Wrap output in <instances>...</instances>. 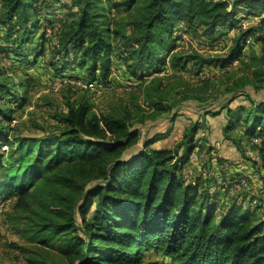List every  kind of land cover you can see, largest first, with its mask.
I'll return each mask as SVG.
<instances>
[{
  "label": "trees",
  "instance_id": "1",
  "mask_svg": "<svg viewBox=\"0 0 264 264\" xmlns=\"http://www.w3.org/2000/svg\"><path fill=\"white\" fill-rule=\"evenodd\" d=\"M53 1L66 11L59 27ZM121 8L125 15L114 16ZM185 37L231 46L220 56L185 55L178 51ZM0 39L5 56L28 72L43 63L55 80L110 88L114 65L123 63L136 92L151 75L173 73L153 78L159 86L144 96L149 109L117 103L98 114L87 99L69 102L58 131L33 138L13 136L26 98L0 70V201L16 199L6 222L61 258L30 264H149L148 253L164 264H264L263 208L247 196L222 201L238 175L227 177L233 164L216 157L215 172H204L198 123L174 150L152 149L168 133H144L148 119L172 112L169 97L205 105L218 94L224 100L206 116L224 115V138L240 150L247 140L264 167V0H0ZM188 70L192 80L182 76ZM171 79L177 84L161 85ZM198 165L192 181L185 173Z\"/></svg>",
  "mask_w": 264,
  "mask_h": 264
},
{
  "label": "rangeland",
  "instance_id": "2",
  "mask_svg": "<svg viewBox=\"0 0 264 264\" xmlns=\"http://www.w3.org/2000/svg\"><path fill=\"white\" fill-rule=\"evenodd\" d=\"M57 2V1H56ZM113 2L123 3L124 0H113ZM52 20H54V26L59 27L60 22L66 18V11L60 10V7L52 2ZM114 16H124L125 8H121L119 11L113 12ZM258 20L252 19L250 21H243L242 25L244 28L254 25ZM231 34H234L231 32ZM251 45H254L251 42ZM5 46V42L0 39V48ZM231 46L230 42L225 41L218 46L212 48L207 47V45L202 44L200 40H192L190 37H185L184 41L178 43V51H182L185 55L193 54L194 51L199 52L205 57L208 56H220L227 52V48ZM257 51L258 47H254ZM120 53V49L119 52ZM117 57L113 56V60L116 62ZM168 59V58H167ZM238 63L234 64L235 66ZM46 65L41 63L36 66L34 70L28 72L23 64L20 65L11 56L7 57L0 51V70L5 72V76L10 78L13 82L14 90L19 93V95L26 98V106L23 110H20L15 115V121L12 123L13 126V136L20 137H33V138H44L50 134L58 131V128L62 126L61 116H63L68 111V103H78L83 99H87L89 103L93 106L94 112L98 114H104L109 110L111 106L117 103L127 104L132 111L137 113L135 106L141 105L149 109L148 104L145 100V95L149 94L150 91L156 92L158 90L159 82L153 81V78H158L157 76L172 75L173 73L168 72L159 75H151L147 78V84L145 88L136 92L137 84L134 87L129 86L127 81V75L125 66L123 63L121 65H114V75L113 79L116 83L112 87L105 89L103 95L95 96L90 90L82 89L79 87H74L71 85H63L60 89L55 90L52 88L55 78L49 69L45 68ZM207 75L215 74L219 75L220 71L213 72L206 68ZM191 70L184 72L182 76L187 80H192ZM75 75L82 77L81 71L75 72ZM167 76V77H170ZM200 78H202L200 76ZM5 79V77H4ZM199 77H195L198 80ZM172 81L165 80L161 85H168L170 83L177 84L175 79ZM152 82V83H151ZM21 83L24 87H21ZM139 83V82H138ZM152 86H151V85ZM169 97L167 100L170 104H174V109L172 112H165L163 116L159 117L155 121L147 120L144 133H168L163 141L155 144L152 149H169L174 150L176 145L181 142L184 136L185 130L198 123L200 127V132L197 137V146H199V157L203 160L206 165L204 172L207 173L209 169L210 175L213 174L214 169H216L218 163H216V158H221L227 161V164H233V169H229L226 176L233 177L238 175L236 179L231 183V188L234 183L238 180L246 181V184L242 186L241 189L236 188V191L226 196L222 197V201H231L236 199L235 197L247 196L246 201L252 202L254 206L261 205L262 210L259 211L260 217L264 218V167L260 162V159L253 149V146L244 140L242 143V149L240 150L231 141L224 138V128L227 123L225 116L213 118L211 116H206V110L208 106L210 108H216L224 100V97L216 95L215 101H210L209 104H201L197 101L181 102V97ZM220 100L217 101V99ZM243 102L242 100H237L233 103L232 108H237L239 104ZM161 108V106L156 107ZM153 110V109H151ZM177 112V115H176ZM177 116L174 120L173 118ZM149 118L150 116H146ZM232 138L235 140H240V133H231ZM205 139V142L202 139ZM256 142H260L256 140ZM142 147L133 148L131 150V155L139 152ZM4 150V149H3ZM210 150V151H209ZM212 151V153H211ZM214 156V157H213ZM216 157V158H215ZM195 158V157H194ZM200 160V159H199ZM193 161V160H192ZM197 162V160H195ZM196 162H193L196 164ZM193 168V167H192ZM200 166H196L195 169L186 171L185 175L189 177L190 180L196 179L200 176L199 171ZM218 168V167H217ZM201 169V168H200ZM202 170V171H203ZM223 173V174H224ZM4 172L2 173V175ZM229 177V178H230ZM238 190V191H237ZM15 198L8 200L7 202L0 201V264H30L29 259H55L60 260L57 251L55 249H44L39 244L30 242L27 238L16 233L15 229H12L6 222V215L11 212ZM145 262L149 264H164V260L160 255L155 253H148L145 257Z\"/></svg>",
  "mask_w": 264,
  "mask_h": 264
},
{
  "label": "built area",
  "instance_id": "3",
  "mask_svg": "<svg viewBox=\"0 0 264 264\" xmlns=\"http://www.w3.org/2000/svg\"><path fill=\"white\" fill-rule=\"evenodd\" d=\"M66 84L74 86V87H79V88H82V89L90 90L95 96L103 95V92L105 91V89L109 88V86H98L97 84L84 83L81 80L72 81V80H67V79L66 80H61V79L54 80L52 88L55 89V90H58L63 85H66ZM135 85H136L135 83H129L130 87H134ZM4 150H7V147H5ZM194 157L192 158V160H193L192 163L196 162L195 160H197L196 156H194ZM244 184H246L245 179L244 180H238L237 179V181L234 183V185L232 187V188H234L233 192L236 191L235 187L241 189ZM232 188H231L230 192H231V194H234V193H232Z\"/></svg>",
  "mask_w": 264,
  "mask_h": 264
}]
</instances>
